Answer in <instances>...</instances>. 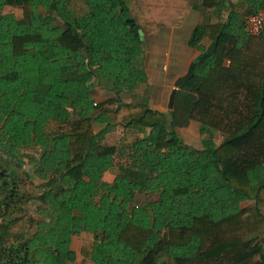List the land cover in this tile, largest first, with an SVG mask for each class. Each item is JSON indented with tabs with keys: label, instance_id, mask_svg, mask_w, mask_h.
<instances>
[{
	"label": "trees",
	"instance_id": "1",
	"mask_svg": "<svg viewBox=\"0 0 264 264\" xmlns=\"http://www.w3.org/2000/svg\"><path fill=\"white\" fill-rule=\"evenodd\" d=\"M243 7L0 0V153L19 162L34 152L40 182L0 164V264H264V31H246L264 0ZM193 11H228L188 42H211L185 85L199 80L186 112L208 134L202 150L177 132L179 94L170 114L120 98L147 83L140 31L181 28ZM90 79L115 95L96 101ZM117 126L149 137L109 145ZM215 133L225 135L219 145ZM144 193L157 198L135 204ZM29 204L35 218H26Z\"/></svg>",
	"mask_w": 264,
	"mask_h": 264
},
{
	"label": "rangeland",
	"instance_id": "2",
	"mask_svg": "<svg viewBox=\"0 0 264 264\" xmlns=\"http://www.w3.org/2000/svg\"><path fill=\"white\" fill-rule=\"evenodd\" d=\"M191 3L194 0H189ZM237 3L240 9L243 10V0H232ZM229 9V8H226ZM222 14L216 16L215 14H202L197 11H193L184 28H176L175 29H161L160 31L152 34L151 36H144V55L142 59L143 67L146 73L149 75L148 82L139 87L135 92L127 94L123 93L120 95V98L125 102L137 103L144 101L148 104L151 109L161 108L165 113L169 114L167 103L169 102V97L174 89V83L177 80L176 75L183 76L187 73L189 67L188 61L193 60L196 55L195 48H191L188 46V39L191 31L198 25L204 23L216 22L217 20H225L227 15ZM205 40V39H204ZM209 40V39H208ZM208 45V41L206 40L205 44H203L204 48ZM184 71V72H183ZM183 73V74H182ZM89 85H93V96L96 101L101 102L104 101L115 94L110 90V88L104 84H101L99 81H95L94 79H90L88 81ZM199 80L195 79L191 82L190 85L186 86L182 90L178 92L179 94V102H180V113L178 117L181 127H178V133L183 140V142L195 148L197 150H202L204 147L202 140L208 138V134H203L200 130H198V126L196 131H191L188 114L186 110H189L192 102L196 99V86L198 85ZM178 94L176 96V102L178 103ZM178 107V105H177ZM195 122V121H194ZM198 123V122H197ZM186 124V125H185ZM185 125V126H184ZM184 126V127H183ZM51 131H58V125L55 123H51L49 126ZM101 127L97 126L96 131H99ZM149 130H146L145 136L149 135ZM143 134H137L131 130H126L122 126H117L107 135L106 143L109 145H121L124 142H133L137 138H140ZM225 139V135L220 133L214 134V141L217 145H219ZM19 160V162H12L9 159H6L0 153V164L7 167L18 170L20 173L23 170L28 171L35 183H40L34 176V171L37 167L39 158L34 155V152L27 151ZM28 155H34L32 158H29ZM18 165H21L20 167ZM116 170H112L107 175V180H113L116 175ZM22 174V173H21ZM24 181L26 183L25 191L27 193H34V185L27 179L24 174ZM157 198L156 195L144 193L139 194L136 197L135 204L140 206H146L149 202L155 201ZM251 202L243 203V207L250 205ZM32 204H29V208L27 211V219L29 217L35 218ZM26 219V220H27ZM27 227L29 223H26ZM263 233H258L255 236H262ZM75 251H78L79 241L78 239L74 240ZM77 264H81V258H78Z\"/></svg>",
	"mask_w": 264,
	"mask_h": 264
},
{
	"label": "crops",
	"instance_id": "3",
	"mask_svg": "<svg viewBox=\"0 0 264 264\" xmlns=\"http://www.w3.org/2000/svg\"><path fill=\"white\" fill-rule=\"evenodd\" d=\"M187 22V21H186ZM186 24V23H185ZM185 26V25H184ZM184 26H183V28H184ZM182 28V27H181ZM176 30V29H175ZM194 30V29H193ZM192 30V31H193ZM192 31H191V33H192ZM191 35V34H190ZM190 35H189V39H190ZM189 39H188V42H189ZM206 40L208 41V45L207 46H205V48H204V46H203V44H205V42H206ZM210 40H208V39H205V40H203L202 42H201V44L199 45V46H197V47H195V50H196V55L194 56V58H193V60H191V61H188V67H189V65L190 64H192L193 62H195V60L203 53V51H205L206 49H208L209 48V46H210ZM188 46H189V44H188ZM190 47V46H189ZM184 72V71H183ZM183 74V73H182ZM149 75L147 74V82H148V77ZM179 78V77H181V76H179V75H176V78ZM177 78V79H178ZM179 92V91H178ZM169 105V102L167 103V105L166 106H168ZM154 110H157V111H160V112H164V110H162L161 108H158V109H154ZM168 110L170 111L169 112V114L173 111V110H170L169 109V107H168ZM165 113V112H164ZM191 122V124H190V129H191V131H196V128H197V126H198V130H200L201 131V126H200V124L199 123H197V122H194V121H192V120H190L189 121V123ZM186 125V124H185ZM184 125V126H185ZM182 125H179L178 127H181ZM183 126V127H184ZM177 127V128H178ZM177 132H178V129H177ZM145 133H146V131L144 132V133H141V134H143L140 138L141 139H146V138H148L149 137V135H147V136H145ZM149 133H150V130H149ZM148 133V134H149ZM206 139V138H205ZM204 140V139H203ZM203 140H202V142H203ZM191 147V146H190ZM195 149V148H194ZM203 149V148H202ZM112 170H116V174L118 173V171H117V169L116 168H113ZM111 172V171H110ZM109 172V173H110ZM107 175H108V173L105 175V180L106 181H108V182H113V180H107ZM116 176V175H115ZM150 194V193H149Z\"/></svg>",
	"mask_w": 264,
	"mask_h": 264
},
{
	"label": "water",
	"instance_id": "4",
	"mask_svg": "<svg viewBox=\"0 0 264 264\" xmlns=\"http://www.w3.org/2000/svg\"><path fill=\"white\" fill-rule=\"evenodd\" d=\"M140 34H141V39L143 40L144 39V33L143 31H140ZM195 66H196V63L193 62L187 73L181 77H179L175 83H174V89L172 90L171 94H170V97H169V109L170 110H174V107H175V101H176V96L178 94V91L182 90L185 85L193 78L194 76V70H195Z\"/></svg>",
	"mask_w": 264,
	"mask_h": 264
},
{
	"label": "built area",
	"instance_id": "5",
	"mask_svg": "<svg viewBox=\"0 0 264 264\" xmlns=\"http://www.w3.org/2000/svg\"><path fill=\"white\" fill-rule=\"evenodd\" d=\"M246 31L251 35H260L264 31V11L253 14L247 18Z\"/></svg>",
	"mask_w": 264,
	"mask_h": 264
}]
</instances>
